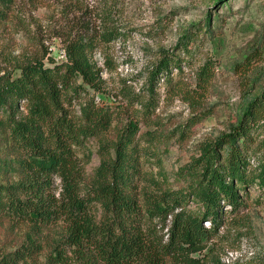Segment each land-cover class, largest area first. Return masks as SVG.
<instances>
[{
  "label": "rangeland",
  "instance_id": "1",
  "mask_svg": "<svg viewBox=\"0 0 264 264\" xmlns=\"http://www.w3.org/2000/svg\"><path fill=\"white\" fill-rule=\"evenodd\" d=\"M6 6L0 18V75L17 74L36 58L46 64L65 60L70 40H88V57L101 69L102 82L93 89L78 79L86 91L73 108L78 112L92 99L111 109L115 118L102 135L105 140H115L129 122L138 124L144 177L134 193L140 204L156 182L163 189H185L179 168L197 154L200 143L240 119L249 96L264 91V0H11ZM185 34L188 51L178 43ZM164 51L179 59L149 96L150 71ZM206 61L211 78L196 91V72ZM188 89H193L190 98ZM98 148V140L90 138L78 153L85 185L99 165ZM6 154L0 133V156ZM13 180L0 173L1 183ZM240 194L239 211L232 217L226 213L218 235L192 254L201 258L199 264H264V190L254 183ZM186 207L197 206L189 201ZM62 234L61 223L35 232L29 224L0 217V264H6L7 253L30 244L34 249H24L32 256L16 264H59L52 249ZM61 249L64 264H78L67 247Z\"/></svg>",
  "mask_w": 264,
  "mask_h": 264
},
{
  "label": "trees",
  "instance_id": "2",
  "mask_svg": "<svg viewBox=\"0 0 264 264\" xmlns=\"http://www.w3.org/2000/svg\"><path fill=\"white\" fill-rule=\"evenodd\" d=\"M5 2L11 0H0V18ZM189 39L185 34L179 40L181 50L188 51ZM89 47L88 40L73 39L65 47V60L46 64L36 58L17 74L0 75V133L7 150L0 156V173L16 177L0 182V217L29 224L35 232L61 223L62 238L52 249L59 264L67 260L63 246L78 264H199L201 258L192 254L218 235L226 213L232 217L239 211L240 192L254 183L264 190V91L249 96L240 119L200 143L197 154L179 168L185 189H163L156 182L154 191L143 192L140 204L134 193L144 177L138 124L129 122L115 140H105L113 111L92 99L78 112L73 108L86 91L78 79L93 89L102 82ZM178 59L162 53L150 71L149 96ZM210 78L206 61L196 72L194 90H203ZM192 90H185L188 98ZM90 138L98 140L100 162L85 185L78 153ZM189 201L196 209L186 207ZM27 247L34 249V244ZM27 247L7 253L5 263L32 256Z\"/></svg>",
  "mask_w": 264,
  "mask_h": 264
}]
</instances>
